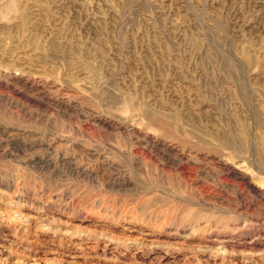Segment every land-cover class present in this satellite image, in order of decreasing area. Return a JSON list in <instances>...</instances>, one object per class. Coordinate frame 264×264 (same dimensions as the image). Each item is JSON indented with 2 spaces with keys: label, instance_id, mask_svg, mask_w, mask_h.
<instances>
[{
  "label": "rangeland",
  "instance_id": "374dc122",
  "mask_svg": "<svg viewBox=\"0 0 264 264\" xmlns=\"http://www.w3.org/2000/svg\"><path fill=\"white\" fill-rule=\"evenodd\" d=\"M0 264H264V0H0Z\"/></svg>",
  "mask_w": 264,
  "mask_h": 264
}]
</instances>
